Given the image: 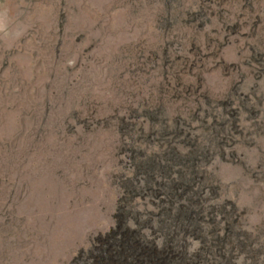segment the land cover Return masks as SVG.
<instances>
[{
  "label": "rangeland",
  "instance_id": "obj_1",
  "mask_svg": "<svg viewBox=\"0 0 264 264\" xmlns=\"http://www.w3.org/2000/svg\"><path fill=\"white\" fill-rule=\"evenodd\" d=\"M177 158L264 264V0H0V264H131Z\"/></svg>",
  "mask_w": 264,
  "mask_h": 264
},
{
  "label": "trees",
  "instance_id": "obj_2",
  "mask_svg": "<svg viewBox=\"0 0 264 264\" xmlns=\"http://www.w3.org/2000/svg\"><path fill=\"white\" fill-rule=\"evenodd\" d=\"M188 135L196 140L186 143L191 156L200 158L201 144H194L200 142V139L190 135V132H188ZM183 161L178 159L177 163L174 162V166L171 165V161L167 163L169 168L171 166V168L181 169L176 172L178 181L166 182L163 191L168 194L163 200L159 193H156L157 195L154 198L156 201H161L160 205L169 202V207L165 210L166 214L158 226L153 227L154 229L151 231L153 232V238L149 244L141 242L138 245L137 243L127 244V249H132L130 253L132 255L131 264H231L234 261L229 249L232 245L233 234L225 232V229L220 225L219 220L221 218H218L220 217L218 214L222 213L219 208L222 207H219V205L211 206L208 202L203 204L205 199L202 194L203 198L201 195L199 196V208L197 210L193 209L198 204L195 198L197 196L190 197L194 186L187 181L190 180L192 170L190 171L191 168L186 167L187 164ZM145 173L147 172H141L140 175ZM195 176H197V173L194 174ZM145 177L149 179V174H145ZM224 214L230 216L226 211ZM181 216H183L184 221L187 219L190 224L187 222L185 226H182V231H179L180 226H178V223L180 222L174 224L173 221H175V218H179L178 220L181 221ZM192 247L195 248L192 249Z\"/></svg>",
  "mask_w": 264,
  "mask_h": 264
}]
</instances>
